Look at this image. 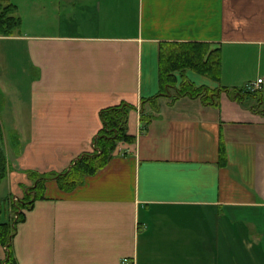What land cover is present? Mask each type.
I'll return each mask as SVG.
<instances>
[{"label": "crops", "instance_id": "0c3cea01", "mask_svg": "<svg viewBox=\"0 0 264 264\" xmlns=\"http://www.w3.org/2000/svg\"><path fill=\"white\" fill-rule=\"evenodd\" d=\"M28 2L43 31L0 35L28 56L24 90L0 91L1 125H18L0 197L92 152L104 109L128 106L131 139L73 190L48 176L43 197L30 192L14 264H264V0ZM178 44L216 50L218 78L189 68L163 91ZM184 81L223 89L218 105L174 97Z\"/></svg>", "mask_w": 264, "mask_h": 264}, {"label": "trees", "instance_id": "16d2710c", "mask_svg": "<svg viewBox=\"0 0 264 264\" xmlns=\"http://www.w3.org/2000/svg\"><path fill=\"white\" fill-rule=\"evenodd\" d=\"M17 6L10 0H0V35H12L21 25V18L15 13ZM161 82L163 91L167 92L166 86L170 88L175 85L173 71L182 72L185 69H193L211 78H218L219 58L216 50L208 51L207 46L201 44H178L168 46L162 54ZM171 90V89H170ZM174 97L188 95L198 96L206 104L218 105V100L223 89H209L207 87H195L184 81L178 89H174ZM254 93L251 91H238L235 98H250ZM128 106L119 105L109 107L101 111L102 127L94 140L92 152L84 153L77 158L71 167L62 173L50 172L46 174L34 173L36 185L31 187L27 196L23 199L14 200L11 195L0 197V244L6 246L7 257L0 260V264H14V258L10 249L11 239L16 231V224L23 219L24 208H30L34 198L43 197V185L48 176L55 177L57 184L64 191L73 190L86 175L95 173L104 166L120 141H129L131 136L126 133ZM2 125L0 123V185L6 177L8 161L2 149ZM14 216L9 218V214ZM6 215V217H5Z\"/></svg>", "mask_w": 264, "mask_h": 264}, {"label": "rangeland", "instance_id": "374dc122", "mask_svg": "<svg viewBox=\"0 0 264 264\" xmlns=\"http://www.w3.org/2000/svg\"><path fill=\"white\" fill-rule=\"evenodd\" d=\"M18 5L17 15L21 17V25L17 29L22 33H37V31L42 32L41 27H36L35 25H40V21H43L41 17V11L36 10L35 6L28 2V0H10ZM33 8V10H32ZM53 28V27H52ZM52 28L50 30H52ZM49 31V30H45ZM46 33V32H45ZM28 68V56L27 50L25 49V42L23 41H12V40H0V74L2 77V82H0V91L3 87L10 89L11 85L15 86L18 84L19 90H24L25 88V71ZM193 70V69H191ZM179 75L178 71H173L172 75ZM1 81V78H0ZM11 84V85H10ZM14 94L11 95V97ZM6 100L0 99V104L5 103ZM18 125H12L8 123H2V149L7 157V150H9L10 139L9 135L12 128H16ZM15 198V197H14ZM18 199V197H17ZM14 216V212L10 213ZM4 246V245H3ZM6 248V246H4Z\"/></svg>", "mask_w": 264, "mask_h": 264}, {"label": "built area", "instance_id": "2783aa9c", "mask_svg": "<svg viewBox=\"0 0 264 264\" xmlns=\"http://www.w3.org/2000/svg\"><path fill=\"white\" fill-rule=\"evenodd\" d=\"M251 88H252V87H251ZM253 88H260V86H259L258 83H256V84L253 85ZM14 200H17V197H15Z\"/></svg>", "mask_w": 264, "mask_h": 264}]
</instances>
